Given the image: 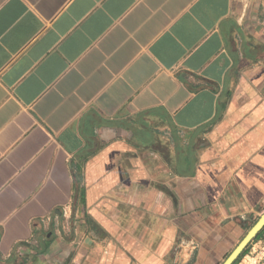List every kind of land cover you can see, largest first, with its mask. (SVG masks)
I'll return each mask as SVG.
<instances>
[{
	"label": "crops",
	"instance_id": "0c3cea01",
	"mask_svg": "<svg viewBox=\"0 0 264 264\" xmlns=\"http://www.w3.org/2000/svg\"><path fill=\"white\" fill-rule=\"evenodd\" d=\"M263 212L264 0H0V264H221Z\"/></svg>",
	"mask_w": 264,
	"mask_h": 264
},
{
	"label": "water",
	"instance_id": "95a60500",
	"mask_svg": "<svg viewBox=\"0 0 264 264\" xmlns=\"http://www.w3.org/2000/svg\"><path fill=\"white\" fill-rule=\"evenodd\" d=\"M264 225V212L259 216L257 221L248 229L243 238L238 242L234 249L228 254L225 260L221 264H230V262L239 254L241 249L252 239L257 231H259Z\"/></svg>",
	"mask_w": 264,
	"mask_h": 264
},
{
	"label": "built area",
	"instance_id": "2783aa9c",
	"mask_svg": "<svg viewBox=\"0 0 264 264\" xmlns=\"http://www.w3.org/2000/svg\"><path fill=\"white\" fill-rule=\"evenodd\" d=\"M249 254L258 264H264V229L261 235L250 242Z\"/></svg>",
	"mask_w": 264,
	"mask_h": 264
},
{
	"label": "rangeland",
	"instance_id": "374dc122",
	"mask_svg": "<svg viewBox=\"0 0 264 264\" xmlns=\"http://www.w3.org/2000/svg\"><path fill=\"white\" fill-rule=\"evenodd\" d=\"M249 242H251V240H249ZM249 246H250V243H249Z\"/></svg>",
	"mask_w": 264,
	"mask_h": 264
}]
</instances>
